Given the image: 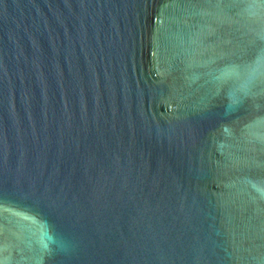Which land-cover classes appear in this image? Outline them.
Here are the masks:
<instances>
[{
  "label": "water",
  "instance_id": "1",
  "mask_svg": "<svg viewBox=\"0 0 264 264\" xmlns=\"http://www.w3.org/2000/svg\"><path fill=\"white\" fill-rule=\"evenodd\" d=\"M0 264H264V0H0Z\"/></svg>",
  "mask_w": 264,
  "mask_h": 264
}]
</instances>
